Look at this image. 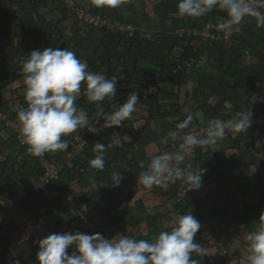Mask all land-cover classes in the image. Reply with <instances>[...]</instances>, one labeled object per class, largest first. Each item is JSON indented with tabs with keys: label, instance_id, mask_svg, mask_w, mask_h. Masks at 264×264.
Masks as SVG:
<instances>
[{
	"label": "trees",
	"instance_id": "1",
	"mask_svg": "<svg viewBox=\"0 0 264 264\" xmlns=\"http://www.w3.org/2000/svg\"><path fill=\"white\" fill-rule=\"evenodd\" d=\"M69 1H73L81 11L99 16L111 28L133 26L134 34L129 36L117 29L111 30L106 27L96 28L89 25L85 28L79 27L76 13L68 6ZM177 3L178 0H122L119 7L113 8L106 3L103 7H97L94 0H0V41H4L5 37L1 29L5 25L10 28L8 19L12 17L16 21L13 23L15 29L12 32L21 37V40L43 39L42 44L38 46L41 50L53 47L74 51L79 59L87 62L90 71L102 72L109 79L116 77L115 99L106 100L101 105L106 112L125 102L129 93H137L140 97L137 107L147 113L149 120L153 118L164 120L174 114L181 122L187 115L185 109H189L194 114V121L182 132L185 133L191 128L207 125V121L212 118L219 117L228 121L233 120L236 113L250 111L252 114L250 128L247 133L229 132L236 135L232 137V145L235 148L233 153L228 158L224 156L223 163L217 166L223 182L233 181L232 187L228 186L229 190L224 188L223 183L215 180L219 184L217 188L219 187L225 194L220 192L224 200L221 206L201 211L200 203L194 198V190L186 191L181 181H176L173 188L166 193L168 203L172 205L169 211L173 217L191 213L193 209L196 218L202 224L201 228L204 226L210 228L211 239L207 242L206 249L210 252V260L214 264H230L226 260L234 252L237 261L231 264H244L245 258L242 257L241 251L246 249V244L242 238L247 232L264 225V180L258 173L250 175L248 171L250 164L241 161L244 160V155L251 154L254 149L252 144L255 130L264 128V28H257L254 21L249 18L241 32L236 33L228 42H202L199 37L178 38L174 35L176 29L202 30L208 24L218 25L225 18V14L214 10L205 17L182 19L176 15ZM146 35L150 37L146 38ZM85 41H88L86 45ZM245 51L249 55H245ZM249 62H252L251 65ZM183 64H186V68L182 70V74L184 73L192 86L190 94L181 99L174 71ZM20 77L23 76L14 75L11 80H7L6 85L12 84ZM22 86L24 93V85ZM154 87L155 92L151 96H146L145 92ZM211 98L216 100L214 105L209 102ZM254 98H257L256 102ZM19 101L21 103L19 107L24 106V96L19 98ZM77 104L84 107L90 117L97 111L96 105L88 104L83 94V86ZM3 105L0 106V114L4 115L6 106ZM16 109L9 116L5 114L14 122ZM197 112L201 113L204 122L196 118ZM76 132L84 138L92 134L86 129H79ZM118 132L121 136L130 135L132 143L125 142L122 147L111 148L115 153L110 159L114 162L118 154L132 148L134 142L142 139L144 131L137 128L135 130L132 120H126L119 129L114 127L106 131L97 142L107 145L111 142L112 134ZM65 139L68 143L67 149L49 153L47 155L49 161L63 163V158L72 151L71 136ZM11 142L17 144L15 134L0 123V149L8 147ZM94 155V146L86 147L69 164L64 165L56 180H51L40 188L38 186L44 176V170L39 164H32L34 157L27 153L26 146L17 145L15 151L3 156V163L13 168L14 179H18L24 189L23 206L30 213L31 219L30 224L26 226V232L22 229L10 231L12 225L0 223V239L29 236L34 226L40 228L35 235L46 237L57 232L56 229L63 223L73 225L75 231L95 233L92 231L93 224L89 212L92 210L98 215L106 216L114 211L113 206L105 210L100 207V201L106 199L103 196L95 194L85 200L78 213L70 204L61 206L60 212L54 213L57 207L54 200H58L59 195L65 190L64 183L71 179L75 168L83 177L85 164L94 158ZM198 159L199 157L194 160L193 166ZM181 167L185 166L182 164ZM121 175L125 177L123 181L130 177L129 174ZM206 178L214 180L211 172L207 173ZM102 180L109 182L104 178ZM118 187H113L111 192L117 194L122 191L121 184ZM181 187L186 192L182 198L179 196ZM32 190L35 191V195L30 200L28 196ZM119 198L121 200L119 205L124 207L128 205L123 196H118ZM66 201V197H63L58 203L62 205ZM9 203L16 205L12 199ZM173 223L172 221L171 224ZM212 224L214 226L211 227ZM225 224L226 226L233 224L234 232L229 233L222 228ZM230 245L233 248H230ZM11 251L13 264L38 263L36 243L24 242L18 247H12Z\"/></svg>",
	"mask_w": 264,
	"mask_h": 264
},
{
	"label": "clouds",
	"instance_id": "2",
	"mask_svg": "<svg viewBox=\"0 0 264 264\" xmlns=\"http://www.w3.org/2000/svg\"><path fill=\"white\" fill-rule=\"evenodd\" d=\"M121 2L94 0L97 7H103L106 3L115 8ZM176 7V15L182 19L201 18L219 10L225 14V18L217 28L228 33H240L249 18L257 28H264V0H178ZM245 55L249 53L245 51ZM19 75L23 76L24 82V106L16 110V126L27 153L35 158L36 163V157L46 154L47 158L49 153L67 149L65 137L79 129L98 134L103 129L121 127L133 117L140 100L137 93H129L125 102L106 112L101 105L106 100L115 99L117 78L109 79L102 72L90 71L87 62L79 59L74 51L64 48L46 47L31 51L22 62ZM82 86L88 104L97 106V111L91 117L84 107L77 104ZM185 112L186 117L176 124L177 131L169 133L172 140H176L194 120V114L189 109H185ZM251 124L250 111L236 113L230 123L219 117L208 120L202 134L188 132L183 135L180 151L152 157L146 170L139 173L138 183L148 191L154 187L167 189L176 181H181L186 191L199 189L206 169L182 168L180 163L191 156L197 147L216 151L229 132L247 133ZM130 139L113 133L107 145L95 143L96 154L89 161V166L103 171L106 149L122 147ZM111 179L112 185L118 187L125 177L114 172ZM201 227V222L187 212L178 216L170 228L159 231L151 239L121 233L106 238L100 232H53L36 241V261L38 264H200L199 259H193V253L200 257L207 255V249L196 242V234ZM28 238V235L24 236L25 240ZM244 239V264H264V225L247 232Z\"/></svg>",
	"mask_w": 264,
	"mask_h": 264
},
{
	"label": "crops",
	"instance_id": "3",
	"mask_svg": "<svg viewBox=\"0 0 264 264\" xmlns=\"http://www.w3.org/2000/svg\"><path fill=\"white\" fill-rule=\"evenodd\" d=\"M9 26L5 25L1 32L5 34L4 41H0V106L5 107V114H12L21 103L19 98H22L24 85L23 77L16 79L12 84L6 85L7 80H11L14 75H19V70L22 67V62L27 59L30 52L33 49H38L43 42V39L39 38H28L20 39L12 31L15 29V19L9 17ZM8 23V24H9ZM69 32V26L68 31ZM149 38L150 35H146ZM88 41L84 42L86 45ZM179 86V96L181 99L186 98L191 92V83L185 77L184 73L174 75ZM17 89V92H16ZM169 93V92H168ZM162 99H165L162 97ZM212 105L215 104L216 100L211 98L209 101ZM17 110V109H16ZM196 115V118L200 122L203 121V117L200 112ZM196 113V114H197ZM4 114V115H5ZM5 115V116H6ZM7 116V117H8ZM154 116V115H153ZM132 120V126L136 130H143L142 139L137 140L133 143L132 148L126 149L123 153L117 155L116 161L114 162L110 158L115 153L111 148H107L105 152V168L103 171L92 169L89 166V161L85 164V168L82 171L83 177L78 173L75 168L71 179L64 183L66 186L62 194L59 195L56 201V208L54 213H59L61 206L70 204L74 207V210L78 213V209L82 206L85 200L92 198L93 195L98 194L106 199L100 201V207L107 209L108 207L114 208V211L109 215H98L95 211H90L89 217L93 224L92 231L102 233L106 238H111L117 233L126 234L132 237L151 239L159 231L171 227L172 221L176 220V217L171 214L169 208L171 204L168 203L166 193L173 188L174 183L170 184L167 189H161L154 187L151 191L143 189L138 183V177L135 178L141 171L146 170L152 157L161 155L163 153H176L180 151L178 138L172 140L169 133L177 131L176 124L179 123V117L177 115H171L166 117L164 120L153 118L149 120L147 113L142 109H138L134 112L133 117L128 121ZM194 121V120H193ZM128 123V122H127ZM129 124V123H128ZM127 126V125H126ZM117 129V128H116ZM119 129V128H118ZM118 134H120L118 132ZM3 136V135H2ZM130 137V135H125ZM236 136L233 133L227 135L216 147V151L211 152V149L203 150L200 148L198 152V161L193 166V169L198 167L206 169L203 174L202 186L194 190V198L200 203L201 211L214 206H221L224 202L222 192L217 183H223L225 189H229L228 186L232 187V180L222 181L217 166L223 163L224 156L229 157L233 153L232 137ZM132 138V137H130ZM104 140H102L103 142ZM166 141V142H165ZM127 143H132L131 139ZM17 144L11 142L8 147H1L0 149V223L6 225H12L10 231H21L26 232V226L30 224V213L24 209V196L25 192L18 179H14V171L6 163H3V156H7L10 152L15 151ZM94 154L95 151H94ZM207 157V158H205ZM241 159V158H240ZM249 158L244 155L243 162H248ZM113 161V162H112ZM32 164H36L35 158L32 160ZM184 165V161L180 163V166ZM229 169L230 167H226ZM224 168V169H226ZM114 172L120 174H129L127 181H122V191L114 194L111 192L113 186L112 175ZM208 172L212 173L214 180H208L206 175ZM222 173V172H221ZM224 173V172H223ZM136 175V176H135ZM102 178L109 182H103ZM119 188V187H117ZM118 190V189H117ZM222 194H221V193ZM35 191H31L29 199L34 197ZM124 197L128 201V205L125 207L120 204V198ZM66 197L67 201L62 205L58 202ZM222 197V198H221ZM13 200L16 205H11L9 200ZM17 199V200H15ZM219 201H218V200ZM18 201V202H16ZM72 203V204H71ZM29 218V219H28ZM231 220V219H230ZM229 220H227L228 222ZM214 224L211 225V227ZM224 226V225H223ZM226 226V224H225ZM35 227V228H34ZM31 231L32 234L25 241L24 237L19 236V239L15 236L11 239L3 238L0 239V264H13L12 262V247H18L21 243H36L37 240L43 239L45 235H35V232L39 231L38 226H34ZM227 232H234V225L228 226ZM210 228L204 226L198 232L197 238L202 247L207 248L206 244L210 241ZM56 233H63L68 231H75V227L68 223H63L56 229ZM28 232V231H27ZM21 233V232H20ZM35 235V236H34ZM12 240V242L10 241ZM235 241L232 242V246L235 247ZM230 245V248H233ZM221 247V245H219ZM71 251V249H69ZM236 252L232 254L230 258L226 260L229 263L237 261L235 256ZM193 259H199L200 264H210V252L207 250V255L200 257L196 253H193ZM38 264V263H36Z\"/></svg>",
	"mask_w": 264,
	"mask_h": 264
},
{
	"label": "built area",
	"instance_id": "4",
	"mask_svg": "<svg viewBox=\"0 0 264 264\" xmlns=\"http://www.w3.org/2000/svg\"><path fill=\"white\" fill-rule=\"evenodd\" d=\"M68 6L76 13L77 18H78V22H79V27H81V28H85L86 25H89V26H93V27H97V28H105L106 27V28L111 29V30L117 29L120 33H122V34L128 33L130 36H132L134 33V29L130 26H126V27L122 26L120 28H111L99 16H96V15H93L90 13H85V12L79 10L73 1H69ZM174 35H176L178 38L199 37V39H201L202 42H206V41L207 42L208 41L209 42H228L236 35V33H228V32H224V31H220V30H218L217 25L208 24L202 30H197V29L187 30L184 28L176 29ZM185 67H186L185 64L178 66L177 70L174 71V75H177L178 73H180L181 70ZM155 90H156L155 87L149 88L145 92V95L151 96L153 94V92H155ZM231 121L232 120H228L225 122L230 123ZM0 123H2L3 127H5L6 129H9L10 131H12V133L15 134L16 142L19 146H25L21 141V137L19 135V132H18V129L16 126V122L11 121L5 115L0 114ZM205 127H206V125L200 126L197 128H191L188 132H193V134L199 135V134L203 133V130ZM113 128L114 127L103 129L100 133L90 134L89 137H87V138L82 137L77 132L70 134L72 151L69 154H67L66 157L63 158V163L59 164V163H53L51 161H48V159L46 158V154L42 157H36L37 163L44 170V176L40 179V184H39L38 188L47 184L51 180H56L65 164H69L75 158V156L81 154L86 147L94 146L95 143L102 138V135L106 131L113 129ZM188 132L182 133L179 136V138H178L179 144L182 142L183 135L188 133ZM198 151L199 150L197 147V148H195V150L191 156L186 157V160L184 161L185 167H191L193 169V162L198 157ZM185 193H186L185 189L183 187H181L179 189L180 198H182L185 195ZM191 214H193L196 217L195 210L192 209ZM210 264H214V263L211 262Z\"/></svg>",
	"mask_w": 264,
	"mask_h": 264
},
{
	"label": "rangeland",
	"instance_id": "5",
	"mask_svg": "<svg viewBox=\"0 0 264 264\" xmlns=\"http://www.w3.org/2000/svg\"><path fill=\"white\" fill-rule=\"evenodd\" d=\"M252 62H249L251 65ZM255 102L257 101V98L253 99ZM261 127V126H260ZM255 130L253 136V150L251 154H247V158H249L248 162L250 164L249 173L250 175H254L258 173L260 175V178L264 180V128ZM222 228H227L229 230L228 226H222ZM244 240V244H246V241L244 237L242 238ZM236 248L233 249L235 251ZM242 257L245 258L246 256V249L241 251Z\"/></svg>",
	"mask_w": 264,
	"mask_h": 264
}]
</instances>
